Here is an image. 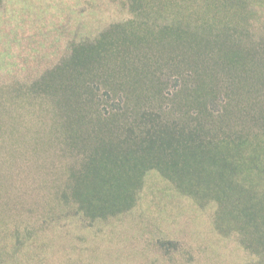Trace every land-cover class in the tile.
I'll return each mask as SVG.
<instances>
[{
	"label": "rangeland",
	"instance_id": "rangeland-1",
	"mask_svg": "<svg viewBox=\"0 0 264 264\" xmlns=\"http://www.w3.org/2000/svg\"><path fill=\"white\" fill-rule=\"evenodd\" d=\"M143 2L140 16L132 0H0V264H264L262 225L217 217L214 202L177 187L186 177L173 180L157 168L145 171L130 208L93 220L76 210L70 172L83 155L65 127L71 86L99 88L101 104L115 108L119 92L138 88L137 110L183 122L199 117L211 135L264 131V0ZM176 17L210 24L229 50L159 41L139 23L156 28ZM118 23L125 33L89 71L42 83L73 47L96 44ZM135 33L150 42L138 43ZM196 94L227 102V112L191 116Z\"/></svg>",
	"mask_w": 264,
	"mask_h": 264
},
{
	"label": "trees",
	"instance_id": "trees-1",
	"mask_svg": "<svg viewBox=\"0 0 264 264\" xmlns=\"http://www.w3.org/2000/svg\"><path fill=\"white\" fill-rule=\"evenodd\" d=\"M142 3L143 0H132L140 16L144 14ZM130 22L132 28L137 25L135 19ZM139 23L159 41L172 36L178 41L184 38L192 47L205 45L210 51L222 53L229 50V44L220 40L210 24L209 27L204 23L191 24L178 17L171 22L163 21L156 28L150 27L148 21ZM120 31L125 33V26L118 23L103 31L96 44L73 47L70 57L48 72L42 83H48L51 77L60 81L66 72H70L69 78L77 75L72 77L74 81L83 70L89 71L106 52L108 43L113 45L120 39L116 37ZM126 35L124 41H133ZM136 38L138 43L150 42L140 34ZM230 46L232 51L237 45ZM230 59L238 62L241 57L234 54ZM98 90L85 83L71 86L68 95V99L72 98L65 127L74 148L83 155L80 164L70 172L69 187L78 212L93 220L130 208L137 200L145 171L157 168L173 180L186 177L177 187L199 203H204V198L214 202L217 217L230 215L243 218L256 230L264 227V157L259 155L264 152V131L252 127L250 131L243 128L240 132L211 135L210 130L200 125L199 117L196 122H183L164 119L159 111L142 106L137 110L132 99L135 102L141 96L138 88L117 92L116 108L115 104H101L102 93L98 94ZM103 93L111 97L110 91ZM193 102L195 110L191 116L206 112L220 117L228 110L227 102L219 104L197 94ZM259 120L264 124V113ZM261 127L264 129V125ZM248 148L254 154L246 157Z\"/></svg>",
	"mask_w": 264,
	"mask_h": 264
}]
</instances>
